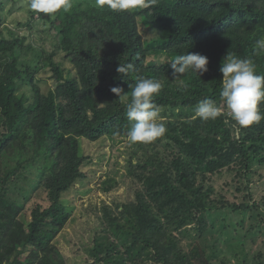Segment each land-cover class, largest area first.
I'll use <instances>...</instances> for the list:
<instances>
[{"label": "trees", "instance_id": "16d2710c", "mask_svg": "<svg viewBox=\"0 0 264 264\" xmlns=\"http://www.w3.org/2000/svg\"><path fill=\"white\" fill-rule=\"evenodd\" d=\"M25 1L28 20L0 29V264H69L54 239L87 178L80 138L125 143L131 192L98 179L88 262L262 264L234 230L264 222V0Z\"/></svg>", "mask_w": 264, "mask_h": 264}, {"label": "rangeland", "instance_id": "374dc122", "mask_svg": "<svg viewBox=\"0 0 264 264\" xmlns=\"http://www.w3.org/2000/svg\"><path fill=\"white\" fill-rule=\"evenodd\" d=\"M128 1L131 2V0ZM26 4L25 0H10L4 7V12H6V14L3 23L0 24V29L1 27L3 28L5 24H8L9 26H17L19 21H27L28 10L26 9H28V7L19 10L21 5L26 6ZM149 17L150 16L149 14L147 15V13H143L138 17V29L147 47L154 45L156 36L155 30L149 22ZM33 24L34 28H43L42 23L37 24L34 22ZM49 32L53 33L54 30L51 29ZM2 33L6 35V29H3ZM22 34L28 35L29 33L26 29L22 28ZM46 34V31H38V33L33 32L29 35L36 39H38L37 36H45L47 39V46L49 47L53 42L50 36ZM152 55L154 56V54ZM157 59L158 58H154V60ZM39 78L40 90L45 93L49 87L53 86L54 80L50 78V72L41 73ZM125 149V143L120 142L113 144L108 138L99 139L94 142L88 141L85 138H80V151L91 157V162L84 167V170L87 173V178L82 184L75 186V188L63 195L64 202L68 206L73 207V217L68 225L54 239L69 264H91V262H88L85 259L86 253L83 249L85 245H88L91 242V239L95 234L94 228L96 225L93 213L87 209L88 203L97 204L99 197L101 198L103 196L101 190L98 189L99 185L97 183L99 178H104V174L108 173L112 175L114 173L117 180L121 178V173L125 170ZM229 179L230 177L227 174L218 177V187H226L225 181ZM253 186H255L254 191L256 197H259V195L263 193V186L257 181L254 182ZM130 193L128 186L122 183L121 178L117 195H120L121 198H125ZM227 195L229 198H233L231 192L228 191ZM40 202L45 204L43 200H40ZM259 219L263 220L262 217ZM236 220L237 218L234 221ZM248 220L249 217L246 218L244 227L235 225L236 228L234 234L235 236H245L247 238V248L254 251V256H256L260 253L259 249L264 251V222L259 226L260 228H255L249 232L248 228L250 225ZM227 236L233 235L227 232ZM251 238L254 239L252 242L250 240ZM185 242H187V239ZM257 261L258 260H254L253 257H250L249 264H258ZM259 261L264 264V254L259 258Z\"/></svg>", "mask_w": 264, "mask_h": 264}]
</instances>
